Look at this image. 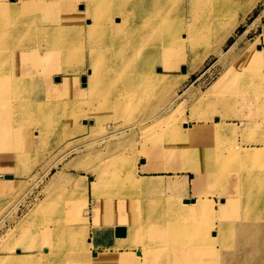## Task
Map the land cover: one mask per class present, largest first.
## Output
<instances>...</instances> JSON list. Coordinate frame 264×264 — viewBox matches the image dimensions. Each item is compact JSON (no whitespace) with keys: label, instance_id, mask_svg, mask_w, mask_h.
<instances>
[{"label":"rangeland","instance_id":"obj_1","mask_svg":"<svg viewBox=\"0 0 264 264\" xmlns=\"http://www.w3.org/2000/svg\"><path fill=\"white\" fill-rule=\"evenodd\" d=\"M210 2L212 5L209 4L204 14L212 15L218 8L213 0ZM218 6L228 8L227 15L220 22H215L221 23L220 26L215 31L213 28L207 31L209 36L212 32L214 35L199 40L189 53L188 61L177 71L169 73L172 76L155 80L132 92L127 88L129 75L121 76L108 83V91L114 88L111 96L104 94L99 97L92 92L80 96L77 91H71L69 98L65 94L56 100L67 98L74 104L82 102L79 103L82 106L80 112L85 109L91 114L85 117L88 122L85 123L81 117H75L73 123L64 122L58 126L48 122L50 125L44 124L47 126L44 132L49 130L47 135L44 133L40 138H31L20 146L12 156L11 168L8 163L3 167L0 161V176H11L0 177V258H5L0 259V264L9 260L13 264H28L27 259L36 258L33 255L38 257L35 263L43 264L37 251L47 239V245L58 254L57 264L72 258L69 254H74V260L79 253L104 254L102 246H112L122 238L114 235V229L119 228L115 227L114 220L120 218L124 224L129 223V211L121 205H145L141 201L144 197L152 201L165 197L164 206L157 208L151 203L143 209L144 215L139 211L136 213L139 219L148 216L156 222L164 220L167 238L162 235L160 242H174L173 235L182 233L194 239V247L199 248L197 244L203 243L206 251H234L233 241L235 243L237 233L233 232V240L231 236L224 238L223 232H217V248L214 250L212 232L206 229H210L212 224V230L217 231L219 226H233L238 219L249 220L248 224L259 229L258 234L264 237V0H228L223 5L218 3ZM80 8L83 6L76 7L78 11ZM29 10H26L27 14ZM228 23H232L233 28L223 41L216 42V34ZM120 45L113 48L117 54L124 53L125 45ZM129 47L126 46V50L132 48L131 45ZM85 50L83 61L89 59ZM249 50L259 53V58ZM133 55L130 56L132 65L135 61ZM72 61L74 70L77 59ZM120 62L121 58L118 64ZM115 66L116 63L107 69L114 70ZM181 68H184V73ZM63 74L62 71L55 73L59 78ZM80 78L77 82L81 81ZM55 79L51 80L54 84ZM255 86L259 89L251 88ZM28 92L31 90L27 89L25 96ZM58 111L56 108V113ZM34 113L37 114L36 108ZM165 116L170 117V124H173L177 135L169 136L165 123H160ZM35 124L31 127L38 130ZM185 126L216 128V131L208 132L198 143L190 144L178 133L186 129ZM221 127L227 132L222 133ZM76 128L77 133L71 136ZM154 147L156 149H151ZM166 147L174 154L164 155ZM144 149L150 150L148 156ZM234 150L237 151L236 157ZM240 162L245 163L242 168L235 167ZM153 165L157 168H151ZM139 168L140 171L183 175L178 176L177 196L174 197L170 191L165 196L164 188L157 180L139 176ZM243 171L252 175L255 182H251L255 185L248 192H243L241 186L245 180L242 178L241 189L235 193L233 183L238 180L233 172ZM68 181L72 188H67ZM142 181H146V185H140ZM106 190H118L123 196L109 195L112 192ZM195 201H206L212 208L211 213L199 212L200 227L190 228L186 220L175 221L176 209H185ZM237 204L240 207L236 208ZM100 226H108V229ZM156 226L160 227V223ZM107 231L110 242L105 235ZM142 241L136 242L141 244ZM261 242L264 246V240ZM135 245L130 244L120 250L127 256L126 264H145L141 247L136 248ZM151 251L162 254L164 260L168 257L165 255L178 250L165 247L146 250ZM253 251L256 250L249 245L240 249L241 255L233 254V264L258 261L259 257L251 255ZM133 252L137 254H131ZM191 256L197 260V253ZM130 257L135 258L130 261Z\"/></svg>","mask_w":264,"mask_h":264},{"label":"bare ground","instance_id":"obj_2","mask_svg":"<svg viewBox=\"0 0 264 264\" xmlns=\"http://www.w3.org/2000/svg\"><path fill=\"white\" fill-rule=\"evenodd\" d=\"M225 2L228 0H213V4L218 8L212 15H209L208 12L204 14V11L208 10L209 4L212 5L210 0H16L15 2L0 0V161L3 167L4 163H8V167L11 168L12 156L18 152L17 149L19 150L20 146L31 138H40L44 133L47 135L49 130L44 132L46 126L44 124L51 122L54 126H58L64 122L73 123L75 117L76 119L81 117L85 123L88 122L85 117L91 114L85 109L82 113L80 112L82 106L79 103L82 102L74 104L72 101L69 102V99L66 100L70 97L71 91H77L80 96L90 92L97 93L99 97L104 94L111 96L114 88L108 91V83H113L121 76L129 75L128 87L126 86L129 92L135 89L140 90L142 86L149 85L155 80L172 76L169 73L173 70L177 71L183 63L188 61L189 53L199 43V40H205L214 35L212 32L209 36L207 31L212 28L215 31V28L221 24L215 22H220L227 15V6H218V3L223 5ZM78 5L83 6L79 11L76 9ZM27 9H30L28 14ZM232 28V23L224 26L220 32L215 33V41H223ZM75 44L79 46L76 47ZM120 44L125 45L124 53L117 54L113 48ZM130 45L131 49H129ZM126 46L129 47L128 52H125L127 51ZM71 47L72 51H70ZM85 47L89 53L87 61L82 59ZM65 51L68 53L64 54ZM249 52L259 55L256 51L249 50ZM249 52L247 51L248 54ZM133 54L135 55L134 65L130 62V56ZM120 58L121 62L118 64ZM75 59H77V68L72 70V60ZM115 63L117 70L107 69ZM155 68H157L156 71ZM60 71L65 73L62 78L55 75ZM55 77L54 84L51 80ZM79 78L81 81L77 82ZM251 88L259 89L256 86ZM27 89L31 92L25 96ZM65 94L66 99L56 100ZM14 95L15 99H13ZM35 108L37 114L34 113ZM56 108L59 109L57 113ZM26 114L31 116L28 117ZM162 122L165 123V130L169 136L177 135L173 124H170V117L165 116L160 123ZM34 123L38 125V130L31 127ZM185 128L178 133L190 144H196L206 133L216 131V128L206 129L195 126H185ZM73 130L76 131L71 132V136L77 133V128ZM221 132L226 133L227 129L221 127ZM149 153L150 150L144 149L146 156ZM161 153L160 149L159 154ZM171 153L172 151L169 152L167 147L164 148V155H171ZM236 153L237 151H235V157ZM162 163L166 164V162ZM244 164L240 162L235 167L242 168ZM151 168L157 167L153 165ZM209 173H214V171ZM233 176H236L238 180L237 183H233V192L239 191L241 187L243 192H248L251 190L250 187L255 185L251 182H255V179H251L250 173L243 171L236 174L233 172ZM0 177L9 178L11 176L2 175ZM194 178L196 179L197 176ZM242 178L245 182L240 187ZM68 183L67 188H72V183L70 181ZM106 185L109 186L108 183ZM140 185H146V181H142ZM116 191L106 190V192H112L109 195L115 193V195L123 196L118 193V190ZM246 205L250 206V203ZM121 206L129 211V223L124 224L120 218L114 220L115 227H119L114 229V235L122 238L115 241L112 246H102L104 254L79 253L77 260H74V254H69L72 258L64 259L63 264H126L127 256L121 254L120 250L130 244H136V248L141 247L145 264H196L193 261H197L198 264H233V254L238 255V251L246 249L248 245L256 250L251 255L259 257L258 261L252 259L253 264H264V246L261 242L264 237L258 234L259 229L248 224L249 220L246 222L247 219L244 221L238 219V223H233V226H219L217 231L212 230V224H210L211 230H206L212 232L214 250L217 248L215 247L217 232H223L224 238L231 236L230 239H233V232L237 233L236 236L234 235L235 243L233 241L235 250L224 249L218 253L213 250L206 251L203 243L197 244L199 248L194 247V239L185 237L182 233L173 235L174 242H160L162 235H166L167 238L168 232L163 229L166 225L163 219L157 222L148 216L139 219L136 213L139 211V214L144 215L143 209L146 205L131 206L123 203ZM237 207L240 205L237 204ZM211 209V205L206 201L200 203L195 201L193 205L185 209L177 208L175 221L186 220L190 228L195 225L199 228L201 224L199 212H202L201 214L211 213ZM158 222L160 227L156 226ZM141 240L144 242L138 244L137 242ZM150 240H153L154 245ZM48 243L47 239L39 246L41 250L37 252L42 257L40 261H43V264H57L58 254L50 249ZM95 245L98 243L96 242ZM258 245L261 248L260 251H258ZM151 247H165L178 251L174 253L175 259L174 254H170L169 251V254L165 255L168 257L163 260L162 254L146 252ZM196 253L197 260L196 257L191 256ZM131 254L136 255L137 253ZM33 257L38 258L35 255ZM36 258L27 259L26 263L39 264L34 262ZM133 258L135 257H130V261ZM0 259L5 260V258ZM4 264H13V261H4Z\"/></svg>","mask_w":264,"mask_h":264},{"label":"crops","instance_id":"obj_3","mask_svg":"<svg viewBox=\"0 0 264 264\" xmlns=\"http://www.w3.org/2000/svg\"><path fill=\"white\" fill-rule=\"evenodd\" d=\"M138 172L140 173L139 176H141L142 179H153L154 178L155 180H157V182H159L158 184L162 185V187L164 188L165 196H168V193H167L168 191L172 192L174 194V197L177 196L178 176H183V175H177V174L175 175L172 172H165V171H140V168H139ZM81 176L82 175H80V177ZM87 195H88V190H87ZM170 196H172V195H170ZM141 201H143L145 205H149V204L153 203V204L157 205V208H158V206H164L165 205V197H163V196H160L159 198L154 199V201H152L151 198L144 197ZM100 227H102L103 229H106V230L108 229L107 228L108 226H100ZM105 235H107L106 236L107 240H108L107 242H110L111 238H110L109 231H107L105 233ZM90 236H91V238H93L92 234ZM111 236L113 237V232L111 233Z\"/></svg>","mask_w":264,"mask_h":264},{"label":"water","instance_id":"obj_4","mask_svg":"<svg viewBox=\"0 0 264 264\" xmlns=\"http://www.w3.org/2000/svg\"><path fill=\"white\" fill-rule=\"evenodd\" d=\"M12 1V0H11ZM181 72L184 73V68H181Z\"/></svg>","mask_w":264,"mask_h":264}]
</instances>
